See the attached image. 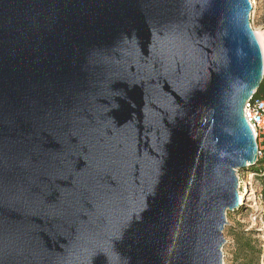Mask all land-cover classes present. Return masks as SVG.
<instances>
[{
  "label": "water",
  "instance_id": "1",
  "mask_svg": "<svg viewBox=\"0 0 264 264\" xmlns=\"http://www.w3.org/2000/svg\"><path fill=\"white\" fill-rule=\"evenodd\" d=\"M249 0H0V264H222L264 59Z\"/></svg>",
  "mask_w": 264,
  "mask_h": 264
},
{
  "label": "rangeland",
  "instance_id": "2",
  "mask_svg": "<svg viewBox=\"0 0 264 264\" xmlns=\"http://www.w3.org/2000/svg\"><path fill=\"white\" fill-rule=\"evenodd\" d=\"M250 3L252 6L249 14L250 26L253 31L258 32L262 36L264 44V0H250ZM236 176L241 186L240 190L244 191V187L247 184L249 193L240 204L242 210L239 214L226 212V224L223 229L225 243L221 248L222 264H235L232 261L234 243L230 233L239 228L255 231L257 234L255 238L261 243V252L256 255L257 264H264V199L262 200L259 195L262 185L260 181H256L255 179L247 181L249 175L245 176L244 171L238 170Z\"/></svg>",
  "mask_w": 264,
  "mask_h": 264
},
{
  "label": "trees",
  "instance_id": "3",
  "mask_svg": "<svg viewBox=\"0 0 264 264\" xmlns=\"http://www.w3.org/2000/svg\"><path fill=\"white\" fill-rule=\"evenodd\" d=\"M255 96L264 99V77L260 87L257 89ZM254 175L256 181H260L262 189L259 192L262 200L264 199V160L258 162L253 167L245 172V176ZM241 191V190H239ZM242 207H239L234 214H239ZM234 243V250L232 253V261L235 264H257L256 255L261 252V243L255 238L257 234L252 230H245L239 228L230 233Z\"/></svg>",
  "mask_w": 264,
  "mask_h": 264
},
{
  "label": "built area",
  "instance_id": "4",
  "mask_svg": "<svg viewBox=\"0 0 264 264\" xmlns=\"http://www.w3.org/2000/svg\"><path fill=\"white\" fill-rule=\"evenodd\" d=\"M243 116L253 133L257 154L262 161L264 160V99L254 94L245 102Z\"/></svg>",
  "mask_w": 264,
  "mask_h": 264
},
{
  "label": "bare ground",
  "instance_id": "5",
  "mask_svg": "<svg viewBox=\"0 0 264 264\" xmlns=\"http://www.w3.org/2000/svg\"><path fill=\"white\" fill-rule=\"evenodd\" d=\"M251 3H252V2H251ZM254 33H255V36H256V38H257V40H258V43H259V45H260V48H261V51H262V55H263V59H264V44H263V41H262V36H260V34H258V32H256V31H254ZM253 178H254V175L251 173V174L249 175L247 181H252ZM248 193H249V192H248L247 184H246V186L244 187V191H243V190L240 191V194H239V196H240V197H239L240 202H242V201L245 200L246 196H248Z\"/></svg>",
  "mask_w": 264,
  "mask_h": 264
}]
</instances>
